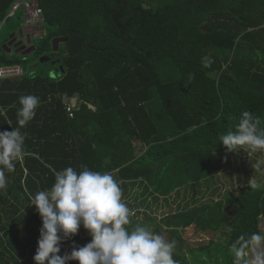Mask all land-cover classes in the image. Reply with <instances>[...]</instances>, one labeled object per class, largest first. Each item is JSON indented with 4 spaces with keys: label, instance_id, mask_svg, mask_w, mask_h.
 <instances>
[{
    "label": "trees",
    "instance_id": "16d2710c",
    "mask_svg": "<svg viewBox=\"0 0 264 264\" xmlns=\"http://www.w3.org/2000/svg\"><path fill=\"white\" fill-rule=\"evenodd\" d=\"M15 1L0 0V23ZM37 10L44 28L42 36L29 34L34 58L53 54L60 61H47L55 69L47 75L34 60L22 74L0 77V131L18 127L19 97L40 98L20 129L25 152L15 171L5 169L0 264H35L42 221L29 203L51 188L55 171L83 165L124 185L139 182L163 199L223 171L229 152L218 139L236 131L242 112L259 116L264 129V0H38ZM56 36L68 40L52 53ZM3 54L0 46V66L24 61ZM64 96L73 100L71 116ZM256 177L235 194L229 187L220 199L177 206L163 229L169 240L182 242L190 225L223 240L173 250L176 264H249L245 251L262 236L264 220V184ZM218 190L215 184L211 194ZM136 225L145 226L126 227ZM72 239L81 241L78 233ZM70 251L71 240L64 241L59 254Z\"/></svg>",
    "mask_w": 264,
    "mask_h": 264
},
{
    "label": "clouds",
    "instance_id": "9594fccd",
    "mask_svg": "<svg viewBox=\"0 0 264 264\" xmlns=\"http://www.w3.org/2000/svg\"><path fill=\"white\" fill-rule=\"evenodd\" d=\"M211 63L210 58L202 59L204 67H210ZM192 78L194 74H189V79ZM19 104L18 127L0 131V190L8 186L5 169L15 171V162L25 152V135L20 129L35 117L40 98L23 95L19 97ZM0 115H4L3 109ZM260 124L259 116L244 111L236 131L220 135L218 142L226 152H264V129ZM261 164L264 161L257 163L258 170ZM81 168L79 172L71 166L55 171L51 188L37 192L30 199L29 206H35L42 221L32 257L35 264H67L73 260L78 264H176L175 241H166L146 226L136 225L131 230L126 227L131 213L122 201V188L113 175L83 165ZM81 227L91 237L83 246L72 239ZM253 239L259 241L261 237ZM68 240H71V251L60 255L61 244ZM242 255L241 249L237 256ZM236 264H241L239 259ZM256 264L264 261L257 257Z\"/></svg>",
    "mask_w": 264,
    "mask_h": 264
},
{
    "label": "rangeland",
    "instance_id": "374dc122",
    "mask_svg": "<svg viewBox=\"0 0 264 264\" xmlns=\"http://www.w3.org/2000/svg\"><path fill=\"white\" fill-rule=\"evenodd\" d=\"M23 12V8H20L13 16L7 20H3L0 23V46L5 52L3 55H11L17 59L24 57V61L21 63V66H19L22 68L24 67L26 70L30 66L27 65L28 62L31 64L34 60H37V64L33 68L42 70L43 73L47 75L51 73V71L53 72L55 70L54 68L51 69L52 66L47 64V61L41 62L39 58L35 59L33 53L21 55L19 53H15L14 50L9 52V49H4V44L7 43L9 36L14 32H19V30L25 29L26 32L31 33V36L33 37L43 35V30L39 24L40 21L36 24H32V27L27 28L24 25ZM25 34L26 33L24 32L23 35ZM24 40L27 42L26 38H24ZM91 107L94 108L93 106ZM134 145L136 146L135 153L140 155L144 148L138 142L134 143ZM260 161H264V158L259 152H252L248 150L235 153L229 152V158L226 167L214 178V180L207 179L201 181L197 183L194 188H181L177 193L173 192L168 197H163V199H155V193L151 192L150 190L145 191V189L142 187L143 185L139 182L135 184L125 183L126 185L119 183L118 181L117 182L122 188V192L123 189L128 191L127 195L124 196V198L122 197V201L126 203L130 209V223L142 222L146 227L149 228L150 231L158 229L160 232L157 231L158 233L156 232V234L161 235L166 241H168L169 234L167 236L166 231L163 229L166 227L168 216H171L172 213L175 212V209L178 205L185 208L193 205L208 203L211 200L214 201L220 199L222 196L228 193L227 188L229 187L232 188V193L235 194L239 190L248 188L250 186V182L254 180L256 181L257 173L262 181V184H264V164H261L259 170L256 168L257 163ZM215 184L216 186H219V190L217 191L218 194H211V190L214 188ZM259 227L262 232L261 239L255 243L251 249L245 251V255L249 264H256L257 257H260L261 261H264L263 219L260 220ZM78 234L80 235L81 241L78 242L77 245L80 246L81 243L83 245L86 244L87 242L85 238L87 236V231L81 227L78 230ZM181 235L183 238L182 242L173 236L169 241H175L174 250L176 252L182 253L188 252L186 249L187 245L197 247L200 243L207 244L211 239L215 241L223 240V236L219 235L218 233H204L198 228H195L194 225H190L186 229L182 230ZM233 252L234 250H231V252L224 254V256H232Z\"/></svg>",
    "mask_w": 264,
    "mask_h": 264
},
{
    "label": "built area",
    "instance_id": "2783aa9c",
    "mask_svg": "<svg viewBox=\"0 0 264 264\" xmlns=\"http://www.w3.org/2000/svg\"><path fill=\"white\" fill-rule=\"evenodd\" d=\"M37 1L38 0H17L15 1L9 12L8 16H12L17 10L23 8V22L25 26H31L40 21V17L37 10ZM40 23V22H39ZM23 70L19 66H0V77H6L11 75L22 74ZM65 103L66 112L71 116L73 110V100H70L66 96L63 97Z\"/></svg>",
    "mask_w": 264,
    "mask_h": 264
},
{
    "label": "water",
    "instance_id": "95a60500",
    "mask_svg": "<svg viewBox=\"0 0 264 264\" xmlns=\"http://www.w3.org/2000/svg\"><path fill=\"white\" fill-rule=\"evenodd\" d=\"M42 30H43V26H41ZM24 32H26L25 29H22V30H19V32H14L12 33L9 38L12 39L10 40L9 42H7L6 44H4V47L9 49V52H11L12 49H10V45H13V47L15 48L14 49V52L15 53H19L21 55H27V54H31L35 48L34 45H29L28 47H26L25 44L22 43L21 40H18V37H22ZM39 36H42V35H39ZM27 37V42L26 43H30V35L27 34L26 35ZM68 40V37L65 36H56V37H53L51 39V52L52 53H56L58 50H59V44L60 43H63V42H66ZM54 55L51 54V55H48V54H43L42 56L39 57V60L41 62H46L50 59H52V63H58L60 61V59L58 58H53Z\"/></svg>",
    "mask_w": 264,
    "mask_h": 264
},
{
    "label": "flooded vegetation",
    "instance_id": "af4514ba",
    "mask_svg": "<svg viewBox=\"0 0 264 264\" xmlns=\"http://www.w3.org/2000/svg\"><path fill=\"white\" fill-rule=\"evenodd\" d=\"M24 38L27 39L26 34L23 35L22 37H18V40H21L22 43L26 45V47H28L29 45H31V42H30V43H26V40H24ZM10 40H12V39L9 38L7 42H9ZM9 47H10L12 50L15 49V48L13 47V45H10Z\"/></svg>",
    "mask_w": 264,
    "mask_h": 264
},
{
    "label": "crops",
    "instance_id": "0c3cea01",
    "mask_svg": "<svg viewBox=\"0 0 264 264\" xmlns=\"http://www.w3.org/2000/svg\"><path fill=\"white\" fill-rule=\"evenodd\" d=\"M25 33H26V32H25ZM27 34H29V32H28V33H26V35H27ZM59 46H60V45H59ZM5 49H7V48H5ZM11 52H12V51H11ZM11 76H13V75H11ZM6 77H10V76H6Z\"/></svg>",
    "mask_w": 264,
    "mask_h": 264
}]
</instances>
